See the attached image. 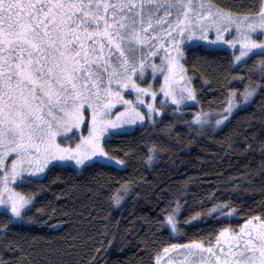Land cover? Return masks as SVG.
I'll use <instances>...</instances> for the list:
<instances>
[{"label": "snow or ice", "instance_id": "1", "mask_svg": "<svg viewBox=\"0 0 264 264\" xmlns=\"http://www.w3.org/2000/svg\"><path fill=\"white\" fill-rule=\"evenodd\" d=\"M213 29L215 39L209 40ZM194 39L231 47L232 62L248 68L240 78L248 83L242 91L229 88L220 111L195 114L190 126L203 132L226 126L236 110L264 93V0L258 11L244 14L203 0H0V248L24 255L19 244L7 240L10 225L33 220L35 197L18 191L22 184L60 165L123 167L125 160L106 150L107 137L125 125L156 123L169 99L175 113L197 100L181 63L184 47ZM157 74L165 97L159 107L149 82ZM127 90L134 100L126 98ZM145 103L147 116L140 111ZM117 105L123 111L113 112ZM251 148L247 144L245 151ZM150 151L149 162L156 154ZM130 190L122 186L118 192ZM123 198L110 199L120 205ZM235 211L223 202L208 214ZM163 223L178 230L175 210ZM154 259L155 264H264V215L250 216L238 230L221 228L214 241L170 244ZM0 264L11 262L0 258ZM89 264L100 262L92 255Z\"/></svg>", "mask_w": 264, "mask_h": 264}, {"label": "trees", "instance_id": "2", "mask_svg": "<svg viewBox=\"0 0 264 264\" xmlns=\"http://www.w3.org/2000/svg\"><path fill=\"white\" fill-rule=\"evenodd\" d=\"M208 1L240 14L254 13L262 3ZM183 53L198 107L178 115L168 109L152 125L107 137L106 150L124 159L123 167L60 165L22 184L18 191L35 197L33 220L10 225L7 240L24 255L0 248V258L11 264H89L95 255L100 264H155V255L170 244L214 241L221 228L237 230L250 216L264 215V93L236 110L226 126L201 132L190 126L193 114L198 108L220 111L228 89L242 91L248 83L240 79L248 68L233 66L223 49L190 45ZM247 144L252 148L245 151ZM122 186L130 187L127 195L118 192ZM117 194L124 197L120 205L110 199ZM223 202L235 213L208 214ZM174 210L178 230L172 233L163 222Z\"/></svg>", "mask_w": 264, "mask_h": 264}, {"label": "rangeland", "instance_id": "3", "mask_svg": "<svg viewBox=\"0 0 264 264\" xmlns=\"http://www.w3.org/2000/svg\"><path fill=\"white\" fill-rule=\"evenodd\" d=\"M200 2H201V0H193V3H194V4H199ZM203 2H204V3H211V2H209L208 0H203ZM211 4H212V3H211ZM158 15L162 16V15H163V12L160 11V12L158 13ZM168 19H174V17H172V18H168ZM166 26H167V24H165V27H166ZM197 27H198V25H197ZM208 36H209V40H214V39H215L214 29L208 33ZM225 36H226V38H228V39L231 38V37L228 36L227 34H225ZM190 45H200V46H202V47H204V48H210V49H223V50H226V51L231 55V59H232V61H233V59H234V58H233V55H232V53H233L234 50H233L231 47H229V46H227V45H224V44H219V45H217V44H211V43H209L208 41H204V40H200V39H194V40L188 42V45H187V46H190ZM183 50H184V49H183ZM161 55H162V53H161ZM182 59H183V58H182ZM182 59H181V60H182ZM156 63H160L159 58L156 59ZM181 63H182V61H181ZM232 63H233V62H232ZM237 65H239V64H235V63H233V66H237ZM157 77H158V79H157L156 81H152V80L150 79L149 82H150V83H153L154 88H155V89L157 90V92H158V97H157L156 104H157V107H159V102H160L161 100L165 99V97L163 96L162 93L159 92V86H160V83L163 82V77L160 76L159 74H157ZM185 77H186L187 80L190 81V85H189V86H191V87L193 88L192 83H191V80H190L189 76L187 75L186 71H185ZM180 83H184V82H183V81H180ZM126 98L134 100V99H135V93H134V92H131V90H127V91H126ZM144 99H145L147 102H151L150 97H145ZM168 103H169V106L167 107V109L165 110V112H167V110L170 109V111H169L170 113L177 114V115L180 114L184 108H186V107H188V106H190V105H193V106L198 107L197 101H186V105H187V106H181V107H180V111H179L178 113H175V112H173V108L176 107V106H175V105H172L170 99H169ZM246 105H247V104H246ZM243 106H245V105H242L241 107H243ZM146 109H147V103H145V104L140 108V111L145 112V115L147 116ZM116 111H123V108H122L120 105H117L116 108L113 109V112H116ZM200 111H201V110L198 108L197 111L193 114V116H192V120H193V117L195 116V114H196L197 112H200ZM165 112H164V113H165ZM203 112L208 113L207 111H203ZM216 112H217V111H216ZM212 113H215V111H212ZM162 114H163V113H162ZM162 114H161V113H157V114H156V122L159 121L160 116H161ZM113 118H115V117H113ZM152 124H154V123H151L150 121H145V122H143L142 126H143V125H152ZM140 126H141V125H140L139 123L136 124V125H125V126H123L122 128H120V129H118V130H115V131H117V132L129 131V130L134 129L135 127H140ZM216 129H218V128H216ZM84 134L86 135L87 132L85 131ZM63 166H65V165H63ZM71 167L75 168L74 166H71ZM75 169H77V168H75ZM43 174H44V173H43ZM43 174H41L39 177H41ZM39 177H35V178H39ZM169 228H170V230L172 231V233H174V231L171 229V227H169ZM238 229H239V228H238ZM238 229H237V230H238Z\"/></svg>", "mask_w": 264, "mask_h": 264}]
</instances>
